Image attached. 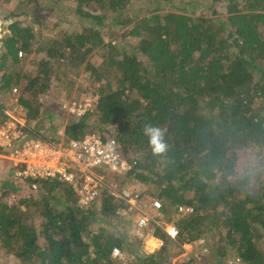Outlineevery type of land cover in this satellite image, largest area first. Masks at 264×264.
Masks as SVG:
<instances>
[{
  "label": "trees",
  "instance_id": "trees-1",
  "mask_svg": "<svg viewBox=\"0 0 264 264\" xmlns=\"http://www.w3.org/2000/svg\"><path fill=\"white\" fill-rule=\"evenodd\" d=\"M58 1L24 0L33 12ZM65 1L75 4L80 29L43 38L24 20L10 24L2 40L0 96L16 90L29 123L10 150L28 140L55 144L60 131L67 141L95 133L105 141L114 129L110 138L132 165L117 180L141 203L159 201L156 211L178 234L173 239L152 222L163 246L140 249L129 228L120 235L110 229L125 223L121 212L131 218L137 210L108 189L84 207L73 185L44 179L34 193L25 181L27 189L10 187L30 192L20 203L0 198L2 256L23 264H197L174 259L184 245L209 237L205 264H264V0H213L224 4L223 17L196 16L194 0ZM92 54L99 64L89 61ZM29 56L35 68L26 77L20 67ZM82 73L93 85L94 108L65 125L46 123L43 98L54 87H74ZM146 124L166 129L165 155H152ZM181 207L192 212L179 217ZM114 249L125 255L113 257Z\"/></svg>",
  "mask_w": 264,
  "mask_h": 264
},
{
  "label": "rangeland",
  "instance_id": "rangeland-1",
  "mask_svg": "<svg viewBox=\"0 0 264 264\" xmlns=\"http://www.w3.org/2000/svg\"><path fill=\"white\" fill-rule=\"evenodd\" d=\"M42 5L50 4L49 2L52 0H40ZM48 1V2H47ZM183 1V0H182ZM187 0H184L186 2ZM54 3L55 0H53ZM183 3V2H182ZM195 6L192 9L194 14L196 16H203V17H212L213 15H220L223 17L226 14V9L224 4L222 3H214L213 0H194ZM73 8H75V4L71 1H61L59 0L58 3L53 8H43L39 7L35 10V12L32 11V6H28L24 0H0V32L3 35V37L0 39V50L3 47L2 40L6 38V36L9 35L8 26L14 22L17 21H27L28 23H31L37 30H41L39 33L41 34V37L45 38L49 35H55L56 33L62 31H73L75 29L81 28L80 19L78 20L74 14H73ZM58 10V11H57ZM215 11H217V14H214ZM41 16V22L38 23L36 18ZM4 41V40H3ZM106 41H109L108 38H106ZM20 55V54H19ZM23 54L21 55V58L23 60ZM90 62L94 64H99L101 62L100 56L97 54H92L91 58L89 60ZM21 63V69L22 75L26 77L32 76V72L35 68V59L33 56L27 57L26 61H22ZM84 73V70L81 71ZM81 74L82 76L77 77V82L74 87L68 88L63 85L54 87L55 89H51L50 92L43 98V101L45 103L44 107V115L46 123H53V124H63L65 125L67 122L73 120L75 116L84 114L87 110H92L96 104V94L93 93L92 83H90L88 80L84 78V74ZM98 88V87H96ZM20 89V88H18ZM14 91H12V95L10 98L2 99V96H0V104L3 105L2 111L6 114L7 120L4 122L9 121H18L16 125V131L20 133V137L22 136L24 130L26 129L27 125L29 124L28 121L24 118L21 110H19L17 102H18V94L17 96H14ZM53 120L54 122H52ZM3 124V125H4ZM2 126V125H1ZM50 127V125H48ZM114 129H110L108 131V134H106L107 140H109L110 136H114ZM98 137L102 138L100 133L92 134V137ZM54 139L56 142L55 144L42 142V144L49 145L50 147H54L56 150L64 149V147H68L70 144L69 140L67 141L65 139V135L60 131L58 132L57 136H55ZM13 143L12 147H14ZM23 146V145H22ZM21 146V147H22ZM11 148L1 149L0 152L2 154H6L7 159L0 162V167L2 171H6V173L10 176V179H2L0 174V198H3V202L7 204H17L20 203L21 198L27 196V193H14L13 190H10L11 185H18L22 186L23 184H26V189L28 187V183L23 181L22 177H20L18 174L19 172L23 171V165L18 164L17 168L13 166V161L11 159V155L13 152H10ZM74 167V166H73ZM13 168V169H12ZM97 172H103V169H96ZM104 180V187L105 184L108 188V190L111 192V194H122L125 190L129 193H135V191L128 190L127 188H122L120 184V177L119 180H117V175L112 174L109 170H105L103 173H101ZM126 176V175H125ZM122 177V176H121ZM124 177V176H123ZM5 180V181H4ZM122 180V179H121ZM28 181V180H27ZM5 184L7 185L6 188L3 189V186ZM33 188V187H31ZM40 188L38 184V188L34 189L35 191H38ZM104 191V190H103ZM102 193V192H101ZM6 195V196H2ZM100 197V196H99ZM99 199V198H98ZM150 198H146V200H143L141 203L140 209L133 213L131 218L129 217L128 212H121L120 214L123 217L125 223L120 220L114 221V224L111 225V230H113L114 233L117 235L122 234L123 232H127L130 230L131 237H134V244L138 246L140 249L142 246H148L147 250L155 251L159 248H162L163 242L155 237L152 236L151 231V223L154 222L156 224H159L163 227L164 232L168 233L167 230H171V228H176L175 222L173 223H166L165 220L162 219V215L159 213V211H156L151 208V205L148 202ZM96 202V201H95ZM94 202V204H96ZM93 204V205H94ZM32 214L35 216V222L37 225L40 224L41 219L40 217H37V210L32 208ZM148 215L150 217V223L147 224L145 227L141 228L138 226V221H140L141 216ZM183 214H180L182 216ZM33 216V217H34ZM178 216L176 217V219ZM124 224V226H123ZM149 233V234H148ZM148 234V235H147ZM153 237V238H151ZM148 238H151L150 240ZM141 240V242H139ZM149 240V241H148ZM159 240V241H158ZM148 241V243H147ZM210 242L209 237L206 239H201L193 244H187L183 246V254H181L178 258L174 259V262L176 263L177 260H183L186 258H193L194 261L197 264H205V261H208L209 253L205 255L203 253V249H206L207 245H212V242ZM43 243V240L41 241ZM1 251V250H0ZM2 252V251H1ZM0 252V264H23L19 260L15 258H9L2 256L3 254ZM125 255V254H124ZM123 253L116 256V258H120L124 256ZM131 257V255H127ZM182 258V259H181ZM233 262H230L229 264H232Z\"/></svg>",
  "mask_w": 264,
  "mask_h": 264
},
{
  "label": "built area",
  "instance_id": "built-area-1",
  "mask_svg": "<svg viewBox=\"0 0 264 264\" xmlns=\"http://www.w3.org/2000/svg\"><path fill=\"white\" fill-rule=\"evenodd\" d=\"M22 53H20V56ZM16 91V90H14ZM18 121H9L0 126V150L11 148L13 143L20 139V133L16 131ZM11 158L16 164L23 165V171L19 176L23 181H32V187L38 188V181L59 179L73 185L78 194V203L84 207H90L99 198L104 189H108L102 174L109 170L117 176H125L132 169L120 150V145L115 138L103 140L92 135L80 141H70L68 147L56 150L54 147L42 144L40 141L28 140L20 149L13 151ZM74 166V167H73ZM96 169H103L97 172ZM113 196L128 204L131 208L140 209L141 199L137 193H129L125 190L122 194ZM154 210L161 209V203L154 200L151 203ZM181 214L192 212V209L181 207ZM150 223V217L143 215L138 221V226L145 227ZM167 234L177 238L178 230L171 228ZM121 254L118 249L113 250V257ZM118 257V256H117Z\"/></svg>",
  "mask_w": 264,
  "mask_h": 264
},
{
  "label": "clouds",
  "instance_id": "clouds-1",
  "mask_svg": "<svg viewBox=\"0 0 264 264\" xmlns=\"http://www.w3.org/2000/svg\"><path fill=\"white\" fill-rule=\"evenodd\" d=\"M143 134L148 139V146L153 156L161 157L168 152L169 145L165 139L166 129L164 127L146 124L143 129Z\"/></svg>",
  "mask_w": 264,
  "mask_h": 264
},
{
  "label": "crops",
  "instance_id": "crops-1",
  "mask_svg": "<svg viewBox=\"0 0 264 264\" xmlns=\"http://www.w3.org/2000/svg\"><path fill=\"white\" fill-rule=\"evenodd\" d=\"M18 149H20V148H18ZM16 149H12V150H10V152L9 153H11V152H13V151H15ZM7 159V156H6V154H2L1 152H0V162L1 161H4V160H6ZM12 159V158H11ZM12 161H13V166H15V164H16V162L12 159ZM2 163V162H1ZM1 165V164H0ZM17 165V164H16ZM15 168H17V166H15ZM13 169V168H12ZM0 170H1V167H0ZM0 174H1V177H2V179H6L5 178V176L7 177V179H10V176L6 173V171L4 172V171H2V172H0ZM5 181V180H4ZM151 238H153V237H151ZM151 238H148L149 240L151 239ZM154 239V238H153ZM148 240V241H149ZM148 241H147V243H148ZM159 241V240H158ZM146 249H148V246L146 247ZM150 252H152V250H149Z\"/></svg>",
  "mask_w": 264,
  "mask_h": 264
}]
</instances>
